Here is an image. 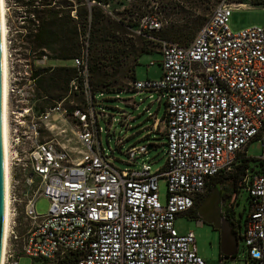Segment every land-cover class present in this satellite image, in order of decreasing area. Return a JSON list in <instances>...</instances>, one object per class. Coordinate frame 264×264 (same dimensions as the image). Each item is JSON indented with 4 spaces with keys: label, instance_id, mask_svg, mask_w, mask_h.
<instances>
[{
    "label": "built area",
    "instance_id": "built-area-1",
    "mask_svg": "<svg viewBox=\"0 0 264 264\" xmlns=\"http://www.w3.org/2000/svg\"><path fill=\"white\" fill-rule=\"evenodd\" d=\"M250 2L216 5L187 45L158 41L160 76L132 82L134 92L165 106L162 119L153 117L151 125L157 130L162 122L166 137L165 163L156 171L144 161L125 171L114 167L92 111L66 109L62 100L37 112L32 74L46 66L47 55L28 54L18 72L7 53L9 219L0 264H18L22 255L32 264H206L193 231L178 233L174 220L188 215L216 175L233 170L237 154L246 156L253 139L261 143L259 168L246 169L241 178L249 209L241 227L235 224L244 248L241 258L221 254L218 264H264V26H229L232 11ZM160 28L159 19L145 18L144 30ZM72 66L76 76L66 98L81 82L90 99L87 35L80 37ZM56 114L72 119L59 132L71 137L65 143L38 141L41 128L51 131L49 119ZM128 117L122 112L112 119ZM148 150L144 144L129 147L126 163L137 164ZM42 197L49 206L39 214L35 205Z\"/></svg>",
    "mask_w": 264,
    "mask_h": 264
},
{
    "label": "rangeland",
    "instance_id": "rangeland-1",
    "mask_svg": "<svg viewBox=\"0 0 264 264\" xmlns=\"http://www.w3.org/2000/svg\"><path fill=\"white\" fill-rule=\"evenodd\" d=\"M5 0V23H6V41H7V53L11 54L13 61L15 62V71L22 72L25 66V62L29 60L28 48L19 41L18 28L20 26L19 15H23L26 7L27 10H31L28 4L31 0ZM201 1V0H199ZM238 0H210L206 6H201L200 9L192 10L190 8H184L186 12L193 14L195 19H191L188 23L184 20H178L182 13H169L160 12L156 15H148L140 19L139 24L134 28L142 30L145 24V18H157L162 23V28L156 32H147L146 37L142 36L147 41V47L150 52L142 53L138 55V51L131 50L130 48L119 49L117 56L119 65L113 68L108 65L106 68L110 74H113L112 81L114 85V91H102L97 92L93 105L90 104V99H87L85 93L80 89V82L77 89L72 93L63 103V107L66 109L71 106H79L85 111H92L94 116L97 117L98 125L100 126V134L98 136L102 149L106 155H109L114 167L120 170H130L137 168L141 161L149 163L151 169L156 171L161 169L165 163V142L166 137L164 134V128L162 123L158 126L159 129L155 130L151 128L153 117L157 120H161L164 113V103L160 106L153 102L147 93H136L132 90V71L134 66V78L136 80H144L146 78H158L161 74L162 68L159 63L161 60V54L159 53L160 44L155 41L166 40L178 43H186V40L181 39L185 36L193 38L199 28L206 21L211 14L213 8L223 2H237ZM137 0H110L109 4L104 6V10L108 15L115 19L123 17L129 8L132 7V3ZM91 3V2H89ZM23 4L24 6H22ZM75 7L78 4L72 1ZM10 9L6 11V6ZM127 10V11H126ZM116 12H119L116 14ZM27 13H25L26 15ZM27 16H29L27 14ZM198 21L201 22L198 25ZM264 26V6L252 5L250 3L235 8L229 18V26L233 31H238L251 26ZM85 34L89 32L88 26L84 28ZM14 39L16 41H14ZM11 42V43H10ZM118 45H121L119 43ZM15 47V48H14ZM91 50L89 49V54ZM108 60V59H107ZM151 61L155 63L149 65ZM136 63V64H135ZM135 64V65H134ZM58 62L48 60L47 67L56 68ZM7 80H8V68H7ZM123 89L126 91L117 92ZM94 92V88H92ZM40 91H34L33 108H37L42 103L39 100ZM93 96V95H92ZM98 105L96 106V104ZM101 110L109 115L110 119L105 115H101L98 111ZM125 112L129 114V117L122 118L121 122L113 121V117H119ZM152 115V117H150ZM56 118V119H53ZM133 119L130 121V119ZM129 122V123H128ZM72 123V119L68 116L50 117L49 124L50 130L41 128L37 136L38 141H44L49 139H55L60 143H65L67 137L71 135H59V132L63 128L68 129V124ZM130 127H129V125ZM119 138L124 140L119 142ZM72 142V141H71ZM146 145L155 147L148 150L146 155L140 156L137 160V164H127L126 151L129 147H137L139 145ZM73 145V143H71ZM26 147V144L24 145ZM246 156L249 158L250 167L255 169L259 168V161L257 158L261 154V143L258 139H253L246 145ZM219 181V180H218ZM160 198L165 193L164 179H160L158 183ZM49 206L48 199L42 197L37 200L35 208L37 213H45ZM233 213L235 218L243 219L249 209V197L246 190H237L234 200L232 202ZM174 226L178 233H185L187 230H191L194 233L195 244L197 247L198 255L205 261L206 264H218L220 252L219 232L214 230L211 225L202 221V224H197L196 219L189 218L188 215L177 216L174 220ZM238 258H241V253L244 248V241L242 239L237 240ZM18 264H32V260L29 256L22 255L18 259Z\"/></svg>",
    "mask_w": 264,
    "mask_h": 264
},
{
    "label": "trees",
    "instance_id": "trees-1",
    "mask_svg": "<svg viewBox=\"0 0 264 264\" xmlns=\"http://www.w3.org/2000/svg\"><path fill=\"white\" fill-rule=\"evenodd\" d=\"M72 1H75L78 6L74 8ZM109 1L31 0L28 4L31 10H27V6L21 4L26 7V10L23 15H19V17H25L17 29L20 43L26 45L25 48H28L29 54H33L36 57L46 54L47 60L58 62L56 68L47 67L46 65L33 69L34 91H40L38 98L42 103L37 108L35 107L37 112L43 111L45 108L51 107L59 101H65L68 98L66 96L69 83L76 76L72 60L80 52V37L87 35L88 38V85L90 88V104L93 105L97 92L114 91L113 74H110L106 67L108 65L113 68L118 67L117 53L119 49L124 47L138 51L137 56L150 52L147 47V41L150 40H145L142 36L146 37L147 32L159 31L162 28V23L159 30L147 31L138 29L140 31L138 33L134 27L139 24L141 18L148 15H156L160 12L182 13L178 20L185 19V22L188 23V21L195 18H191L193 14L186 12L184 8L197 10L202 5L206 6L210 2V0H137V2L132 3V7L128 11L126 10L127 13L123 17L115 19L104 10V6L108 5ZM247 1L238 0V2ZM17 2L20 3V0H17L16 4ZM250 3L252 5H263L264 1L251 0ZM25 13L29 16L25 15ZM118 13L116 12V14ZM200 24L201 22L198 21V25ZM87 26L90 35L84 32V28ZM23 30H25L24 34ZM192 39L190 36H185L181 40H186V43H174L187 45ZM155 41L158 42L160 40L155 39ZM119 43L121 45H118ZM89 49L91 50L90 54ZM131 71L132 82H134L136 80L134 78V66ZM79 86L83 91L81 82ZM92 88H94V92H92ZM122 91L126 90L120 89L117 92ZM98 111L100 113L103 112L100 107ZM107 116L110 119L109 115ZM152 146L155 147V145ZM235 162L233 170L220 173L211 181L212 183L219 180L231 185L234 197L236 191L241 189L239 183L245 174V170H258L250 167L249 158L244 156L243 153L237 154ZM240 223L241 221L239 222V227H241ZM234 235L237 239H240L238 231H235Z\"/></svg>",
    "mask_w": 264,
    "mask_h": 264
},
{
    "label": "bare ground",
    "instance_id": "bare-ground-1",
    "mask_svg": "<svg viewBox=\"0 0 264 264\" xmlns=\"http://www.w3.org/2000/svg\"><path fill=\"white\" fill-rule=\"evenodd\" d=\"M0 32L2 52V113H1V137H2V158H3V215H2V239L0 249V261L2 259L6 228L9 219L8 212V185H9V125L7 120V41L4 0H0Z\"/></svg>",
    "mask_w": 264,
    "mask_h": 264
},
{
    "label": "flooded vegetation",
    "instance_id": "flooded-vegetation-1",
    "mask_svg": "<svg viewBox=\"0 0 264 264\" xmlns=\"http://www.w3.org/2000/svg\"><path fill=\"white\" fill-rule=\"evenodd\" d=\"M215 189H217L218 192H215ZM207 199L209 201L208 207L203 206ZM233 200L234 195L232 193L231 185L218 180L213 181L209 185L206 193L195 200L193 208L188 212V217L192 219H200L199 213H201L205 218L217 220L220 224L226 221L231 227V232L234 234L236 222L242 221V219L237 220L234 216L232 207ZM200 220L202 221V219ZM212 228L214 229L213 226ZM214 230L219 232L218 229Z\"/></svg>",
    "mask_w": 264,
    "mask_h": 264
},
{
    "label": "water",
    "instance_id": "water-1",
    "mask_svg": "<svg viewBox=\"0 0 264 264\" xmlns=\"http://www.w3.org/2000/svg\"><path fill=\"white\" fill-rule=\"evenodd\" d=\"M1 113H2V52H1V32H0V249H1V239H2V213H3V158H2V137H1ZM150 150L151 147L148 146ZM215 192H218L215 189ZM216 194V193H214ZM208 199L204 202L203 206L208 207ZM200 219L202 221L212 225L214 229L219 230V241H220V252L226 257H232L237 252V237L231 232V227L228 222L224 221L222 224L217 222V220H210L205 218L201 213H199Z\"/></svg>",
    "mask_w": 264,
    "mask_h": 264
},
{
    "label": "crops",
    "instance_id": "crops-1",
    "mask_svg": "<svg viewBox=\"0 0 264 264\" xmlns=\"http://www.w3.org/2000/svg\"><path fill=\"white\" fill-rule=\"evenodd\" d=\"M46 65H47V64H46ZM158 106H160V105H158ZM160 123H162V122H159L158 125H160ZM162 127H163V123H162Z\"/></svg>",
    "mask_w": 264,
    "mask_h": 264
}]
</instances>
